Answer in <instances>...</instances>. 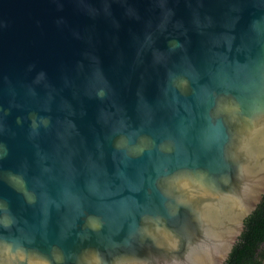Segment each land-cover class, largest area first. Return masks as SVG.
Segmentation results:
<instances>
[{
    "label": "water",
    "instance_id": "water-1",
    "mask_svg": "<svg viewBox=\"0 0 264 264\" xmlns=\"http://www.w3.org/2000/svg\"><path fill=\"white\" fill-rule=\"evenodd\" d=\"M264 197V0H0V264H225Z\"/></svg>",
    "mask_w": 264,
    "mask_h": 264
},
{
    "label": "trees",
    "instance_id": "trees-1",
    "mask_svg": "<svg viewBox=\"0 0 264 264\" xmlns=\"http://www.w3.org/2000/svg\"><path fill=\"white\" fill-rule=\"evenodd\" d=\"M225 264H264V197Z\"/></svg>",
    "mask_w": 264,
    "mask_h": 264
}]
</instances>
